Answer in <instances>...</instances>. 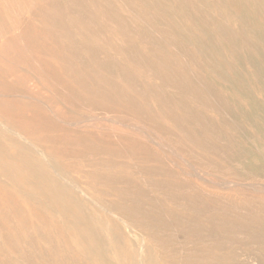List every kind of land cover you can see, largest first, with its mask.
<instances>
[{"label": "rangeland", "instance_id": "374dc122", "mask_svg": "<svg viewBox=\"0 0 264 264\" xmlns=\"http://www.w3.org/2000/svg\"><path fill=\"white\" fill-rule=\"evenodd\" d=\"M0 123V264H264V0H0Z\"/></svg>", "mask_w": 264, "mask_h": 264}, {"label": "bare ground", "instance_id": "6f19581e", "mask_svg": "<svg viewBox=\"0 0 264 264\" xmlns=\"http://www.w3.org/2000/svg\"><path fill=\"white\" fill-rule=\"evenodd\" d=\"M14 1V0H13ZM62 1V0H61ZM96 1V0H95ZM132 3V2H130ZM136 3V2H135ZM96 6V5H95ZM66 9V8H65ZM72 9V8H71ZM103 9V8H102ZM108 9V8H107ZM102 11V10H101ZM54 14V13H53ZM144 14V13H143ZM147 14V13H146ZM148 15V14H147ZM95 16V15H94ZM55 19V18H54ZM81 20V19H80ZM135 20V19H134ZM88 22V21H87ZM56 23V22H55ZM117 25V24H116ZM77 26V25H76ZM238 29V28H237ZM89 30V29H88ZM94 31V30H93ZM128 32V31H127ZM106 35V34H105ZM127 35V34H126ZM116 38V37H115ZM176 38V37H174ZM99 41V40H98ZM147 44V43H146ZM87 46V45H86ZM156 48V47H155ZM174 51V50H173ZM179 54V53H178ZM124 55V54H123ZM102 70V69H101ZM141 70V69H140ZM134 71V70H133ZM153 71V70H152ZM137 72V71H136ZM128 76V75H127ZM140 77V76H139ZM179 77V76H178ZM90 78V77H89ZM104 78V77H103ZM133 78V77H132ZM173 78V77H172ZM18 81V80H17ZM172 83V82H171ZM107 90V89H106ZM147 93V92H146ZM162 99V98H161ZM49 109V108H48ZM104 118V117H103ZM97 119V118H96ZM109 119V118H108ZM101 120V119H100ZM86 121V120H85ZM96 121V120H95ZM84 122V121H83ZM64 123V122H63ZM110 123V122H109ZM1 124V123H0ZM66 124V123H65ZM68 124V123H67ZM76 124V123H75ZM78 124V123H77ZM95 124V123H94ZM69 126V125H68ZM85 126V125H84ZM91 127V126H90ZM95 128V127H94ZM16 133V132H15ZM14 134V133H13ZM22 137V136H21ZM20 137V138H21ZM26 142V141H25ZM45 154V153H44ZM2 162V161H1ZM53 162V161H52ZM56 171V170H55ZM59 179V178H58ZM75 185V184H74ZM82 191V190H81ZM110 195V194H109ZM112 206V205H111ZM96 207V206H95ZM82 208V207H81ZM111 210V209H110ZM110 213V212H109ZM126 217V216H125ZM139 224V223H138ZM138 227V226H137ZM89 245V244H88ZM140 248V247H139ZM143 251V250H142ZM57 252V251H56ZM105 252V251H104ZM58 255V254H57ZM133 258V257H132ZM131 258V259H132ZM159 258V257H158ZM159 260V259H158ZM139 262V261H138ZM225 263V262H224ZM157 264V263H156Z\"/></svg>", "mask_w": 264, "mask_h": 264}]
</instances>
